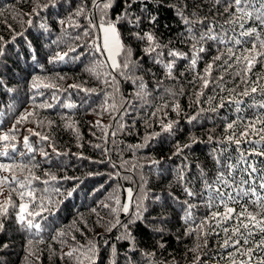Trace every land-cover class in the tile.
I'll list each match as a JSON object with an SVG mask.
<instances>
[{
  "label": "trees",
  "instance_id": "trees-1",
  "mask_svg": "<svg viewBox=\"0 0 264 264\" xmlns=\"http://www.w3.org/2000/svg\"><path fill=\"white\" fill-rule=\"evenodd\" d=\"M216 7L212 0L134 3L117 24L132 52L130 66L114 70L93 47L101 44L99 29L89 23L100 18L93 0H0V134L15 126L16 145L0 163L28 165L16 175L31 180L36 200L23 202L29 211L42 213L26 216L41 225L39 233L22 226L16 215L22 201L12 193L16 207L9 205L7 217H0V264H240L247 259L223 246L228 238L223 229L230 234L236 221L218 225L211 219L223 208L207 206L205 180L214 182L219 167L214 157L237 156L236 146L223 142L226 122L239 115L232 101L244 100L241 107L249 117L264 110L247 108L252 100L237 95L247 87L238 75L242 65L224 64L227 55L213 63L223 45L205 42L206 51L191 65L197 53L178 14L179 9L190 20L223 24L227 17L217 15ZM122 11L121 0H114L109 17L115 21ZM137 16L142 18L138 28L128 23ZM152 16L154 24L148 22ZM201 28L194 24L195 30ZM216 31L222 34L219 27ZM136 32L154 34L157 51L163 52L159 62L155 53L145 54L147 43ZM169 50L186 55L172 58ZM64 53L63 60L56 59ZM118 59L123 64L126 58ZM173 59L169 75L165 65ZM209 64L205 88L198 77L206 76ZM261 74L264 64L257 63L247 75L254 81ZM254 99L264 102L259 92ZM213 107L217 111H209ZM21 117L26 118L17 123ZM164 124H172L170 132L163 131ZM25 136L32 151L24 146ZM4 175L9 174L0 172ZM8 195L6 185L0 204ZM229 206L239 211L238 205ZM92 245L95 255L88 251ZM258 258L264 259V251L255 252L251 264Z\"/></svg>",
  "mask_w": 264,
  "mask_h": 264
},
{
  "label": "snow or ice",
  "instance_id": "snow-or-ice-1",
  "mask_svg": "<svg viewBox=\"0 0 264 264\" xmlns=\"http://www.w3.org/2000/svg\"><path fill=\"white\" fill-rule=\"evenodd\" d=\"M121 2L123 4V11L117 14L116 20L113 21L109 17V10L113 7L114 0H93L100 18L97 23L89 21L93 28L99 29L100 33H102V43L99 46L93 44V47L105 55L106 60L110 61L109 66L114 70L121 67L125 69L129 68L130 65L127 58L132 55L131 49L126 48L121 40L117 24L119 21L127 18L129 15L128 10L132 8L134 3H143L144 0H121ZM212 2L214 6H217V15L227 17L223 24L205 23V20L193 21L184 16L183 12L178 9V14L186 25V32L188 33L186 40L191 43L192 50L197 53V55L191 58V65L195 67L198 54L206 51L203 47L205 42L212 41L217 45H223L225 50L221 51L220 48H217L220 54L214 57L213 63L221 61L222 57L227 55L228 59L223 61L224 64H228V61L232 60L236 64L242 65L241 72L238 75H242V82L247 87L237 95L252 100L251 104L246 105L247 108L264 110V102L254 99V95L258 92L261 96H264V83H261V81H264V74L259 75L254 81L250 80L247 75L252 72L253 67L257 63L264 64V0H212ZM144 11H147L146 6ZM77 14L80 13L78 12ZM156 19L155 16H152L148 22L154 24ZM249 21L252 22L251 27L246 26ZM141 22L142 18L139 16L128 20L130 25L137 28ZM28 23H31V21H28ZM195 23L201 24V30L194 29ZM217 27L222 30V34L216 31ZM237 27L239 28L238 32ZM85 35H88V33L86 32ZM134 35L138 40L147 43V47L143 49L145 54L151 55L155 53L156 55L153 56V60L154 62H159V57L163 55V52L157 51L160 46L156 42L154 34L151 32H143L142 34L136 32ZM121 55L126 58L123 64L118 59ZM167 55L172 58H184L186 54L169 50ZM65 56H67V53H64V55L57 54L56 59L63 60ZM174 63L175 60L173 59L165 65L169 70V75H171ZM212 67L213 64H209L205 69L206 76L198 77V79L203 81V87L205 88L210 83V80L206 77L210 76ZM34 86L36 85L34 84ZM45 86L48 87L49 85ZM72 87L76 86L73 85ZM140 87L143 88V85L141 84ZM232 103L236 105L235 111L239 115H237L236 119L226 122L224 129L226 137L223 142L235 145L237 156L233 158L231 155H228L224 159L214 157L219 167L213 183H208L205 180V188L209 193L207 206L209 208L217 206L223 208V212L213 211L211 213V219L215 220L218 225L220 222L236 221L230 234L228 228L223 229L225 234H228V238L224 240L223 246L226 248L232 247L236 253L247 257L246 260H241L240 264H251L253 254L264 251V195H261L259 191L264 190V111H255L249 117L244 115V109L241 107V105H245L246 103L244 100L234 99ZM51 106L47 105V107ZM223 106L224 103L221 101L219 107ZM68 107H72V105H68ZM201 111L204 110L202 109ZM209 111L215 112L217 108L213 107ZM27 115H32V113H28ZM25 118L21 117L17 120V123H20ZM192 119L195 120L196 117L194 116ZM162 129L163 131L170 132L172 124H164L162 125ZM29 131L31 132V129ZM14 132L15 126L8 132L0 134V142L3 143V150L0 151V156H8V149H11L13 152L16 150V145L12 143L15 140ZM33 135L39 136V133H33ZM40 138L42 140L48 139V137L44 136ZM24 146L28 151L33 150L29 146V137L27 136L24 137ZM180 151L182 149L178 146L177 154ZM27 168L28 165L23 163H0V172L9 174L0 176V195L3 194L6 185L9 191V195L0 204V217H7L9 205L16 207L12 201V193H15L20 201H22L18 206L19 211L16 213L18 222L22 226L26 225L29 229L35 228L37 233H39L41 225L34 223L33 219H26V216L34 218L42 215L40 211H29V203L35 204L36 200L33 190L28 187L31 184V180L28 177H24L22 181L16 175L17 170L22 171ZM32 179H38V177L32 176ZM52 179H55V177L53 176ZM68 195H71V193H68ZM128 195L131 197L130 189L128 190ZM187 195L191 197L196 195V193L188 191ZM26 197L29 198V203L23 202ZM252 197H255V199H252ZM229 202L233 205H238L239 211H237V208L229 206ZM117 204H119V200H117ZM189 207H195V205H189ZM113 211H116V209H113ZM122 211L127 214L129 212V205L124 204ZM138 214L139 205L137 204ZM130 222L135 223L131 217ZM204 223L206 222H202L200 225L201 230L204 229ZM116 224H120L118 219ZM116 224H113L112 227H116ZM121 226L127 227L126 225ZM3 227V223L0 222V230ZM60 235H63V233H60ZM257 237L259 238L257 239ZM244 245L250 246L244 247ZM94 248L95 246L92 245L88 250L93 255H95ZM74 251L76 250L73 249L66 253V255L71 257ZM113 252H115L114 248ZM86 258L91 260L92 256H86ZM80 264H83V261H80ZM233 264H235L234 260ZM257 264H264V259L258 258Z\"/></svg>",
  "mask_w": 264,
  "mask_h": 264
},
{
  "label": "rangeland",
  "instance_id": "rangeland-1",
  "mask_svg": "<svg viewBox=\"0 0 264 264\" xmlns=\"http://www.w3.org/2000/svg\"><path fill=\"white\" fill-rule=\"evenodd\" d=\"M101 43H102V33H101ZM110 62V61H109Z\"/></svg>",
  "mask_w": 264,
  "mask_h": 264
}]
</instances>
